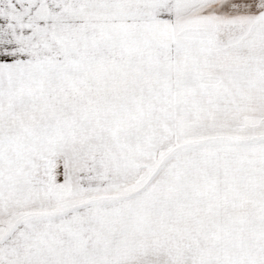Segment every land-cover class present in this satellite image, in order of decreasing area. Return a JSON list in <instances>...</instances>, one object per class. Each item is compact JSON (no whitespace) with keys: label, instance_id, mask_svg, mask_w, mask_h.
Returning <instances> with one entry per match:
<instances>
[{"label":"snow or ice","instance_id":"obj_1","mask_svg":"<svg viewBox=\"0 0 264 264\" xmlns=\"http://www.w3.org/2000/svg\"><path fill=\"white\" fill-rule=\"evenodd\" d=\"M0 264H264V0H0Z\"/></svg>","mask_w":264,"mask_h":264}]
</instances>
